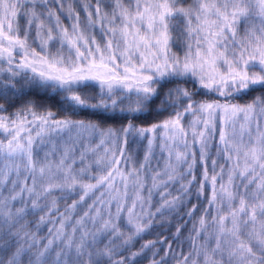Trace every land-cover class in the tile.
<instances>
[{
  "label": "snow or ice",
  "instance_id": "1",
  "mask_svg": "<svg viewBox=\"0 0 264 264\" xmlns=\"http://www.w3.org/2000/svg\"><path fill=\"white\" fill-rule=\"evenodd\" d=\"M84 8L89 24L95 17L101 28L107 26L110 38L103 46L85 35L71 5L67 13L75 23L71 31L60 27L59 13L65 9V0H0V64L7 65L12 78L23 75L57 92L72 115L82 109L116 112L119 108L128 120L116 129L91 121L54 119L52 112L38 114L32 107L14 116L0 115V161H7L0 169V186L11 185L6 195L0 192V244L4 246L0 250L7 255L6 260L0 258V264H21V258L29 253V264H125L122 256L114 259L118 249L138 238L155 216L183 203L190 193L196 181L197 147L204 167L197 198L206 188L211 195L198 226H193V249L188 255L181 253L178 264H200L201 258L203 264H264V129L259 121L264 116V95L243 105L233 102L257 88L264 89V0H192L187 6L182 0H109L107 4L95 0L94 13L91 2ZM21 16L27 18L23 36L18 23ZM53 20L55 26L46 29V22ZM178 20L185 24L189 38L195 37V51L189 43L182 58L170 54L171 32ZM249 20H259L261 27H246L244 37L238 40L239 25ZM33 25L37 38L47 37L39 50L28 43ZM55 40H59L60 50L47 51ZM65 47L67 56L62 54ZM189 80L194 89L198 86L216 98L195 99L198 91L180 85ZM164 82H177L162 101L165 110L174 111L162 121L137 127L132 121L160 95L157 86ZM92 86L99 88L98 95L85 91ZM125 99L129 103L123 107ZM4 111L0 105V112ZM188 117L191 119L185 124ZM217 130V158L211 159L210 175L209 146ZM63 133L69 134L73 146L66 147L59 159L55 148L41 156L45 139ZM131 135L147 139L148 154L139 168L128 170L125 150ZM85 137H99V143L77 158L75 144ZM121 137L123 146L117 147ZM157 139L161 151L167 150L169 163L151 176L149 198L154 190L165 189L160 192L162 203L153 213L144 207L142 191L148 177L142 173ZM107 142L112 148L97 155ZM89 154L95 159H89ZM221 157L223 164H219ZM183 165L187 170L177 174ZM187 176L192 178L181 183L178 194L168 199V185ZM77 190L79 200L60 212L56 205L64 197L54 194ZM96 193V199L72 224L75 210ZM17 203L21 206L16 207ZM197 210L193 205L189 218ZM29 211L43 213L37 229L52 225L47 243L29 230L31 221L25 219ZM125 212L129 234L117 245L115 241L124 236L119 221ZM70 224L71 232L67 231ZM209 228L212 232L206 243L197 246L195 240ZM10 242L15 250L8 254ZM152 244L145 243L142 248Z\"/></svg>",
  "mask_w": 264,
  "mask_h": 264
},
{
  "label": "trees",
  "instance_id": "2",
  "mask_svg": "<svg viewBox=\"0 0 264 264\" xmlns=\"http://www.w3.org/2000/svg\"><path fill=\"white\" fill-rule=\"evenodd\" d=\"M88 2L92 3V8L90 9V11L94 13L95 0H65V9L59 13L61 20L60 27L68 28L69 31H71V28L75 23L74 18H69V16H67V7L71 5L74 9V14H79L80 26L81 28L85 29V35L89 39L95 38L97 43L103 46L110 38L109 35H106L107 26H105V28H101L99 21H97L95 17H93L92 23L89 24L88 13L87 11H85L84 8V4ZM105 3H109V0H105ZM182 3L187 6L192 3V0H182ZM37 10L41 11L42 9ZM26 19V17L21 16L18 21L21 28V36H23V29L26 25ZM48 26L54 27L55 20L50 22V24L46 22V29ZM248 26H254L256 29H259L261 27V24L260 21L257 20H249L246 23H241L238 27V40L244 37L245 29ZM46 39L47 37L44 35H42L40 38H37V30L35 25H33L28 39V43L31 48L39 50L40 44L43 40ZM189 43L193 45L194 51L195 37L193 36L190 39L187 34L185 24L182 23L180 20L176 21V27L171 32L170 54L182 58L188 50L187 46ZM46 50L52 53H55L60 50L59 40L51 42ZM62 54L65 56L68 55L67 47L62 50ZM16 60H19V56L16 57ZM0 68L3 69L2 71H0V105H2L5 109L4 112H0V115L14 116L16 113L26 111L29 107H32L33 110L36 111L38 114L52 112L54 114V119L71 118L84 120L86 122L91 121L94 123H99L103 127H112L116 129H119L128 123V120L124 118V115L119 112V108L116 112H112L111 110H109L108 112H104L102 110L92 111L91 109H82L78 110L75 115H72L69 111H67V107L64 104L62 97L58 95L57 92L53 91L52 89H47L43 86H40L39 84L30 82L23 75L12 78L7 71L6 64H0ZM176 83L177 82H164L162 87L158 85L157 87L159 89L160 95L153 100L149 108L146 109L144 113L138 114V118L136 120H133L132 123H134L137 127H147L150 126L152 123H156L167 118V116L171 112H173L174 109L167 108V110H165L166 106L162 103V101L166 98L165 94L167 93L168 89L175 87ZM180 85L189 90L198 91L200 95H197L195 97V99L197 100H211L216 98L212 94H206L205 90L200 89L198 86L194 89L191 80H189L188 83L180 82ZM85 91L89 95L99 94V88L96 86H92L86 89ZM261 95H264V89L257 88L255 91H250L249 93L242 95L239 99L233 100V102L240 103L243 105L250 103L255 97ZM128 103L129 101L125 99L123 101L122 106L126 107ZM158 112L160 113L159 115L157 114ZM189 118L190 117H188L187 119ZM187 119L184 121V123H186ZM65 136L66 133L60 135L56 139L59 140L60 138L64 137L63 143L56 141L53 144L56 147L59 144L64 145L63 149H58L59 154L56 159H59V156L63 153L66 147L73 146V141L69 140V138H66ZM73 137H75V135ZM0 138H2V134H0ZM97 138L99 137L93 138V140L95 141L97 140ZM87 140L88 137H85L75 144V156L85 150L87 145L93 146ZM108 144L110 145L111 149V142H108ZM120 146H123V137H121V140L117 145V147ZM209 152L210 158L208 160V168L209 174L211 175V159L217 158V148L212 145L209 149ZM40 153V155L43 156V148ZM146 154H148L147 139H142L135 135L129 136L125 150V157L128 158L127 169L132 170L133 168H139L142 163H145L144 157ZM117 155H119V152H117ZM158 158V143L155 142L145 170L142 173V177L144 175L148 177V175L150 174V168L154 167L155 161ZM89 159H95V157L89 156ZM199 161L200 160L198 159L196 153V165L193 169V175H195L196 181L192 185L190 193L184 197L183 203H179L175 208L171 210L165 209L162 214L155 216L151 226L144 233H142L138 238H134L133 240H131L127 246L120 247L118 249V255H116L114 259H120L122 256L126 258L125 264H159V262H162V264H178V259L183 258L181 256V253H183L184 255H188L189 252L192 251L194 243L192 237L195 236V233L192 231L193 226L194 224L198 226L199 217L203 214L204 209L208 206L207 198L211 195L210 188H206L204 195L201 196L199 199L197 198V190L199 189L200 181L202 180V174L204 171V167ZM6 163L7 161H0V169H3L4 164ZM223 163L224 160L221 157L219 159V164ZM157 166H160V163L157 164ZM77 167H79V165H77ZM121 167L124 168L123 162L121 164ZM184 169L185 168L182 167L177 174L184 172ZM217 171H219V165L217 166ZM191 178V176H187L184 181L177 180L175 183H170L168 185V188L166 189L171 193V196H169L168 199H171L172 197L176 196L179 192L180 184L185 183L187 179ZM0 179H3V177H0ZM149 183H152L151 177H148L146 181L145 188L142 191V196L148 197V201L145 203L147 204V206H144L145 209L150 210L154 213L156 211V208L159 207L162 203L160 198V192L165 191V189L161 188L158 191L154 190L151 194V198H149V191L146 186ZM10 188V184L7 185V188L0 186V192H3L6 195L7 190ZM80 194L81 193L79 192V190L74 193H55L54 195L56 197H64L58 200L56 207L59 208L60 212H64L66 207L72 204L73 200H79ZM98 195L99 193H96L94 196H91L87 199V202L85 204L80 205L75 210L72 215V224L75 223L76 219L83 215V212L87 209V205L92 204L93 200H95L96 196ZM51 199L52 197H49V201ZM41 203L43 204L45 203V201H41ZM193 205H197L198 210L191 218H189L187 213ZM20 206V203L16 204V207ZM28 207L29 209L31 208L30 201L28 202ZM137 210L139 211V207L137 208ZM112 211L113 213L115 212V207L112 208ZM42 214L43 213L39 211H37L35 214H32L31 211H29L25 219L27 221H31L29 230L36 232V238L38 240H42L43 243H47V239L49 238V228H51L52 225L50 223H46L44 225H41L39 229L36 228V222L39 220V217ZM126 219L127 213L125 212L124 216L119 221L120 226L124 231V236L115 241L117 245H122L123 240L126 239L129 234L126 226ZM208 220L211 221V215L208 216ZM89 228H91V224H89ZM178 228L180 229L179 232H177ZM67 231L71 232V224L69 225ZM210 232H212L211 228H209L208 232H206L203 236L195 240V244L197 246L205 244L208 238V233ZM78 235L79 234H77V236ZM104 242L107 243V239H105ZM148 242H153L152 246L150 248L143 249L142 246ZM10 243L12 244V247L10 248L8 254H10L11 251L15 250L14 242ZM212 243L214 244V240L212 241ZM3 247L4 246L0 244V249H2ZM32 251L34 252L35 249H33ZM133 253L139 254L133 256ZM193 255L195 254L193 253ZM30 256L31 253L23 256L21 258V264H29ZM0 258L5 260L7 259V255H5L2 250H0ZM105 264H107V261H105ZM189 264H191V261L189 262ZM200 264H203L202 258Z\"/></svg>",
  "mask_w": 264,
  "mask_h": 264
},
{
  "label": "rangeland",
  "instance_id": "3",
  "mask_svg": "<svg viewBox=\"0 0 264 264\" xmlns=\"http://www.w3.org/2000/svg\"><path fill=\"white\" fill-rule=\"evenodd\" d=\"M67 16H68V15H67ZM257 21H259V20H257ZM194 48H195V47H194ZM194 51H195V50H194ZM190 119H191V117H190L189 119H187V121H186L185 124H187V123H188V120H190ZM259 119H260L259 121H260L261 129H264V116L259 117ZM255 124H256V118H253V128H255ZM63 134H64V133H63ZM68 135H69V134L66 133V136H65V137H66V138H69ZM72 135L74 136V135H75V132H73ZM57 137H59V136L53 134V135L51 136L50 139H49V138H46V139H45V143H44V145L42 146L44 152L49 151V150H52L53 148H55L56 153H57L56 157H57L58 154H59L58 149H63V147H64L63 144H59V145L57 146L58 148H57L55 145H53L56 141H58V142H60V143H63V139H64V137H63V138H60L59 140H56ZM87 141L93 145V146H90V147H93V148H94V147L99 143V138H97V140H95V141L93 140V138H88ZM156 142L158 143V157H159V158L155 161V165H154V167L150 168V174L148 175V177H151L152 175H154V174H155V171H161V172H162V171L165 169L166 165L169 163V158H168L167 150H165V151L162 152V151H161V147H160V141H159V139H157ZM218 143H219V133L216 132L214 138H212V139L210 140V146H209V149L211 148L212 145L215 146V148H217L216 146H217ZM87 147H89V145H87L86 148H87ZM105 148H109V149H110V145L108 144V142L105 143L103 146H101V147L97 150V155H102L103 152H104V149H105ZM83 151H84V150H83ZM194 151L197 153L198 159L200 160V157H199V148L197 147ZM80 153H81V152H80ZM40 154H41V153H40ZM79 155H80V154H78L76 157L78 158ZM89 156L92 157L91 154H89ZM189 162H191V161H189ZM159 163H160V166H157V164H159ZM172 163H173V164L175 163L174 156H173V158H172ZM182 167L185 168L184 171L187 170V165H183V166H181V167L178 169V171H179ZM202 178H203V177H202ZM163 179H164V180H167V176L163 177ZM146 186H147L148 191H149V189H150L151 186H152V183H151V184L149 183V184L146 185ZM130 195H133V193L131 192V189H130ZM143 198H144V200H145L146 202L148 201V197H147V196H146V197H143ZM130 204H131V201L129 200V206H130ZM144 206L146 207L147 204H145ZM137 211H138V210H137Z\"/></svg>",
  "mask_w": 264,
  "mask_h": 264
}]
</instances>
